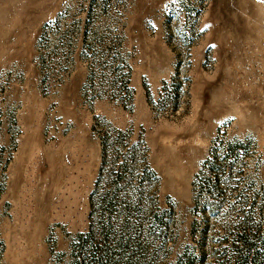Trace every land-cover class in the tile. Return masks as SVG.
I'll list each match as a JSON object with an SVG mask.
<instances>
[{"label": "rangeland", "instance_id": "obj_1", "mask_svg": "<svg viewBox=\"0 0 264 264\" xmlns=\"http://www.w3.org/2000/svg\"><path fill=\"white\" fill-rule=\"evenodd\" d=\"M0 264H264V0H0Z\"/></svg>", "mask_w": 264, "mask_h": 264}]
</instances>
